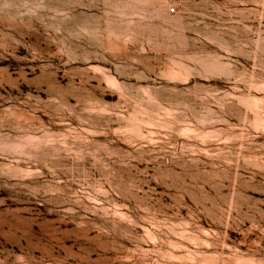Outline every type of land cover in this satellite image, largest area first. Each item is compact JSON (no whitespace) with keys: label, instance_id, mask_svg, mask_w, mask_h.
Listing matches in <instances>:
<instances>
[{"label":"rangeland","instance_id":"1","mask_svg":"<svg viewBox=\"0 0 264 264\" xmlns=\"http://www.w3.org/2000/svg\"><path fill=\"white\" fill-rule=\"evenodd\" d=\"M0 264H264V0H0Z\"/></svg>","mask_w":264,"mask_h":264},{"label":"built area","instance_id":"2","mask_svg":"<svg viewBox=\"0 0 264 264\" xmlns=\"http://www.w3.org/2000/svg\"><path fill=\"white\" fill-rule=\"evenodd\" d=\"M171 11H173V8H170Z\"/></svg>","mask_w":264,"mask_h":264}]
</instances>
